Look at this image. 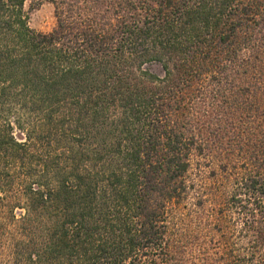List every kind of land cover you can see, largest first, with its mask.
<instances>
[{"label": "trees", "instance_id": "trees-1", "mask_svg": "<svg viewBox=\"0 0 264 264\" xmlns=\"http://www.w3.org/2000/svg\"><path fill=\"white\" fill-rule=\"evenodd\" d=\"M0 264H264V0H0Z\"/></svg>", "mask_w": 264, "mask_h": 264}, {"label": "rangeland", "instance_id": "rangeland-1", "mask_svg": "<svg viewBox=\"0 0 264 264\" xmlns=\"http://www.w3.org/2000/svg\"><path fill=\"white\" fill-rule=\"evenodd\" d=\"M25 9L28 13L29 25L33 29L37 31L48 32V31H51L55 27L57 23V17H56V12H55V6L52 2L43 1L42 3L34 4V5H31L28 2L26 3ZM148 67L151 69V71H153L154 73L158 75L164 74L162 66L158 63L150 64ZM198 160L200 161L199 157L194 158L195 163ZM206 173H207V169H206ZM205 175H206V179H204V181L207 182L208 173ZM193 201L194 199H189V201L187 202L192 203ZM237 217H238V214L236 213L234 215L235 221L233 222L234 231L237 230V227L240 226V223L236 222L238 221Z\"/></svg>", "mask_w": 264, "mask_h": 264}]
</instances>
